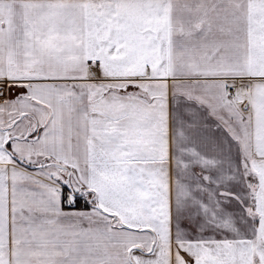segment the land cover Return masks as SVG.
<instances>
[{
  "label": "snow or ice",
  "instance_id": "snow-or-ice-1",
  "mask_svg": "<svg viewBox=\"0 0 264 264\" xmlns=\"http://www.w3.org/2000/svg\"><path fill=\"white\" fill-rule=\"evenodd\" d=\"M0 264H264V0H0Z\"/></svg>",
  "mask_w": 264,
  "mask_h": 264
}]
</instances>
